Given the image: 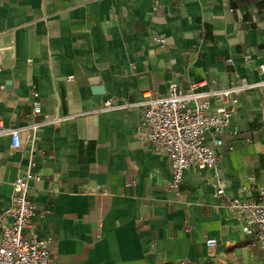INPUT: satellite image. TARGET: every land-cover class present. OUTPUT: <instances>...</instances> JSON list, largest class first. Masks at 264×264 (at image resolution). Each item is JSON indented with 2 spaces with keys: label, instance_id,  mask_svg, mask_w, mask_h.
<instances>
[{
  "label": "crops",
  "instance_id": "0c3cea01",
  "mask_svg": "<svg viewBox=\"0 0 264 264\" xmlns=\"http://www.w3.org/2000/svg\"><path fill=\"white\" fill-rule=\"evenodd\" d=\"M263 59L264 0H0V117L22 141L0 135V214L32 159L29 198L59 264H264L225 204L264 188L259 92L238 95L216 167L185 169L178 199L167 156L137 136L141 108L122 106L172 81L257 80Z\"/></svg>",
  "mask_w": 264,
  "mask_h": 264
},
{
  "label": "built area",
  "instance_id": "2783aa9c",
  "mask_svg": "<svg viewBox=\"0 0 264 264\" xmlns=\"http://www.w3.org/2000/svg\"><path fill=\"white\" fill-rule=\"evenodd\" d=\"M154 41L165 44V39L160 36H155ZM249 59L247 55L245 60ZM256 70L260 74L257 80L249 81L244 76H238L235 81L220 87L212 79L210 86L204 89L205 83L191 82L187 88H183L172 81L168 83L165 93L154 95L148 92L140 101L122 105L141 108L137 136L167 156L171 175L165 185L174 198L178 199L182 194L185 169L190 166L198 169L216 167L219 158L217 151L223 135L234 133L230 130V117L236 109L238 95L258 91L264 99V59L257 64ZM3 90L4 86L0 84V99ZM32 96L33 114H41L39 95L33 91ZM111 99L104 100L99 110L117 107L118 104ZM48 121L45 119L42 123ZM42 123L32 121L28 128L35 131ZM0 135L10 137L12 148L21 146L20 129L5 126L1 117ZM32 167L33 161L30 159L12 182V206L0 214V264H59L50 250L52 236L40 234L43 213L29 198V185L39 178ZM217 184V195H223L224 182L219 180ZM225 200L228 207L241 215V230L255 238L256 247L264 256V188L258 189L255 199L231 196ZM215 245V238L206 239L207 248Z\"/></svg>",
  "mask_w": 264,
  "mask_h": 264
},
{
  "label": "trees",
  "instance_id": "16d2710c",
  "mask_svg": "<svg viewBox=\"0 0 264 264\" xmlns=\"http://www.w3.org/2000/svg\"><path fill=\"white\" fill-rule=\"evenodd\" d=\"M161 264H181V263H172V262H164V263H161Z\"/></svg>",
  "mask_w": 264,
  "mask_h": 264
}]
</instances>
